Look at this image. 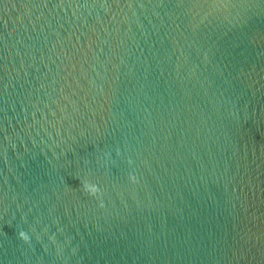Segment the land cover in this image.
<instances>
[{"label": "water", "instance_id": "1", "mask_svg": "<svg viewBox=\"0 0 264 264\" xmlns=\"http://www.w3.org/2000/svg\"><path fill=\"white\" fill-rule=\"evenodd\" d=\"M0 264H264V0H0Z\"/></svg>", "mask_w": 264, "mask_h": 264}, {"label": "clouds", "instance_id": "2", "mask_svg": "<svg viewBox=\"0 0 264 264\" xmlns=\"http://www.w3.org/2000/svg\"><path fill=\"white\" fill-rule=\"evenodd\" d=\"M84 188L91 194H96L99 191V188L97 185L87 182V181H85L84 183ZM19 237L25 241H28L30 239L29 235L23 230L19 232Z\"/></svg>", "mask_w": 264, "mask_h": 264}]
</instances>
